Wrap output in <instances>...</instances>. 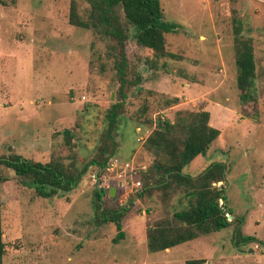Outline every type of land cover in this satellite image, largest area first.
Masks as SVG:
<instances>
[{"label": "rangeland", "instance_id": "rangeland-1", "mask_svg": "<svg viewBox=\"0 0 264 264\" xmlns=\"http://www.w3.org/2000/svg\"><path fill=\"white\" fill-rule=\"evenodd\" d=\"M3 1L0 157L81 169L110 145L104 142L117 107L111 157L121 163L108 174L89 166L75 189L50 198L4 168L2 264H264V0H160L175 27L165 35L174 57L155 59L151 50L128 42L124 83L108 55L111 43L69 23L72 2L86 19L83 0ZM236 39L253 48L255 101L246 104L236 85ZM204 110L219 136L184 173L195 176L223 163L224 181L213 185L224 188L233 215L226 217L236 221L150 253L147 228L187 208L190 198L180 189H145L153 156L143 143L159 120L175 122L180 111ZM132 180L140 182L137 190ZM100 184L116 189L103 208L127 209L122 239L113 223L97 218L94 190ZM237 222L253 240L238 242Z\"/></svg>", "mask_w": 264, "mask_h": 264}, {"label": "trees", "instance_id": "trees-1", "mask_svg": "<svg viewBox=\"0 0 264 264\" xmlns=\"http://www.w3.org/2000/svg\"><path fill=\"white\" fill-rule=\"evenodd\" d=\"M88 5L86 19L79 18L76 5L72 2L69 12V23L83 29H91L97 37L111 43L108 55L115 62L117 73L124 83L126 67V44L133 41L138 46L149 49L155 59L174 57L166 51L165 35L175 28L167 22L160 0H83ZM4 4L0 0V5ZM237 51L235 64L238 69L236 85L240 91L242 104L255 101L254 80L255 62L253 48L249 40L236 39ZM151 67L154 68L152 63ZM109 115V129L106 133V144L97 157L86 163L81 169L71 171L55 162L40 163L21 158L19 155L0 157V264L5 255V244L2 240V202L1 187L6 179L2 170L12 172L14 177L28 180L41 197L58 196L60 193L75 189L89 166H95L99 172L104 171L111 156L114 155L116 142L111 136L115 122L113 107ZM209 112L180 111L176 121H158L156 128L143 143V150L153 156L149 174H145L144 187L147 190L162 188L165 190L180 189L190 198V204L171 217L156 221L146 230V245L150 253L165 251L201 236L218 233L229 228L236 219L228 221L231 216L227 207L224 188L213 184L224 181L225 165L214 162L209 164L198 175L184 173V169L194 159L205 156L211 144L219 136V131L208 125ZM111 157V158H110ZM137 175V173H135ZM109 196L107 189L94 190V207L97 218L113 223L117 228V238L122 239V218L126 208H103V200ZM220 200L223 205H220ZM237 222L234 234L238 242L245 244L251 237H244ZM201 261H190L199 264Z\"/></svg>", "mask_w": 264, "mask_h": 264}, {"label": "built area", "instance_id": "built-area-1", "mask_svg": "<svg viewBox=\"0 0 264 264\" xmlns=\"http://www.w3.org/2000/svg\"><path fill=\"white\" fill-rule=\"evenodd\" d=\"M119 163H121L118 159L116 158H112L110 159L108 165L106 166V168L104 169L105 173L108 174V173H113L116 171V169L118 168L119 166ZM123 166L125 167V169L129 168L130 166H128L127 164H123ZM118 176H121V175H118ZM133 182V180L131 181V183ZM133 184V183H132ZM138 186H140V182L136 181L134 184H133V188H138ZM99 189H104L105 187H103V185H98ZM107 190L109 191L110 187H106ZM136 188V190H137ZM115 192H116V189H115Z\"/></svg>", "mask_w": 264, "mask_h": 264}, {"label": "water", "instance_id": "water-1", "mask_svg": "<svg viewBox=\"0 0 264 264\" xmlns=\"http://www.w3.org/2000/svg\"><path fill=\"white\" fill-rule=\"evenodd\" d=\"M221 188H222V187H221ZM114 191H115V188H113V187L110 188V190H109V194H110V196H113V195H114ZM227 218H228V221H229V220L231 221V220L233 219V217H231V216H228ZM249 252H252V249H250Z\"/></svg>", "mask_w": 264, "mask_h": 264}, {"label": "crops", "instance_id": "crops-1", "mask_svg": "<svg viewBox=\"0 0 264 264\" xmlns=\"http://www.w3.org/2000/svg\"><path fill=\"white\" fill-rule=\"evenodd\" d=\"M111 188V187H110ZM114 188V187H113ZM99 189V188H98ZM114 193H115V191H114Z\"/></svg>", "mask_w": 264, "mask_h": 264}]
</instances>
